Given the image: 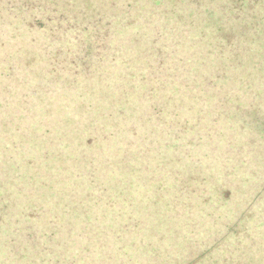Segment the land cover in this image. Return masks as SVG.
<instances>
[{
	"label": "rangeland",
	"instance_id": "374dc122",
	"mask_svg": "<svg viewBox=\"0 0 264 264\" xmlns=\"http://www.w3.org/2000/svg\"><path fill=\"white\" fill-rule=\"evenodd\" d=\"M188 5L0 0V198L17 206L6 219L0 204V260L24 225L42 248L80 219L76 232L104 231L84 206L98 198L115 220L108 239L136 252L95 264H264V17L236 21L256 29L218 47L219 16L196 13L191 27ZM77 172L83 192L66 195L85 213L64 229L65 216L46 219L63 201L32 190L53 178L67 188ZM136 192L140 207L125 208ZM136 218V228L121 221ZM70 242L90 264L94 246ZM46 253L32 259L54 264Z\"/></svg>",
	"mask_w": 264,
	"mask_h": 264
},
{
	"label": "trees",
	"instance_id": "16d2710c",
	"mask_svg": "<svg viewBox=\"0 0 264 264\" xmlns=\"http://www.w3.org/2000/svg\"><path fill=\"white\" fill-rule=\"evenodd\" d=\"M189 2L188 5V15L191 18V20L187 21V24L191 27H193L194 22H195V18L197 16L196 13H202L205 15V21L206 19L208 23H212L210 22L211 20H213V16H215L216 14L219 16L215 19V21H213V25L217 26L216 30L212 29L214 36H215V42L216 45L219 47V43H221L222 45H225L227 43H232L234 38L236 37V33L237 31L241 30L242 35L249 33L250 31H252L253 29H256L255 24L250 25V24H244V25H237L235 26L236 21L238 20H245V16L248 17H255L256 15L259 14L261 16L264 17V0H187ZM184 2V0H175V4L177 5H182ZM204 8V9H203ZM201 9H203V11H201ZM183 16V15H182ZM241 20V22H242ZM262 23H264V21H262ZM263 30H261L262 32ZM218 41V42H217ZM203 40H199L196 42V44H200L202 43ZM225 43V44H224ZM233 44V43H232ZM163 48H159L158 50V54H160L159 52L162 50ZM180 66L177 65L176 68H179ZM180 69H183V73L185 72V66L183 63V66L180 67ZM191 71L195 70V68L193 67L192 69H190ZM182 76V75H179ZM185 81H188L185 79V77L183 78ZM186 84L185 83L183 86L181 84H179L181 86V88L186 89ZM190 84V83H189ZM90 139H88L89 141ZM88 141L86 140V145L90 146L91 144H88ZM128 139H125V142H127ZM125 145H129V143H125ZM101 172H105L104 169H101ZM82 173L77 172L74 174V176H77L76 178H70L71 179V184L69 186H67V188H62L59 189L58 186H53V180L50 179H46V182L44 184H38L35 186V189L32 190H40V189H45L48 188L49 190H51L52 194H56L57 198L59 200H62L63 204H65L63 206V208H59V212L55 211L51 216H48L46 219L47 220H52L53 218H55V221H60L62 216H65V221L61 220V226L62 228H66L68 229L70 227V217H84L83 213H85L84 210H80L78 211L77 209L79 207H77L76 204H79L78 202H72V195H66L68 193L74 194L75 192H77V190H81V192H83V187L82 184H80V177ZM103 179H100L99 177H92L90 178V185L87 186V189H89L91 187L92 190H95V184L97 183V180H102L103 182H108V179H106V175H104L102 177ZM111 180H113V178H111ZM35 183H37L36 181H34ZM62 182H66L65 180H62ZM58 185L61 184V180L56 182ZM31 193V192H30ZM29 193V194H30ZM64 194L65 196H63L62 194ZM101 197L105 196L104 194H100ZM67 196V197H66ZM125 196V195H124ZM126 197H130V199L126 200L125 203V208L126 206L129 204L130 208H134L137 209L138 207H140L141 203H142V199L140 198L141 195H138V193H135V196H126ZM81 201L84 200V197L80 198ZM0 204L1 207L4 208V210L6 211V213L9 212V214L6 216V219H10L11 215L13 217V214L15 213V210L17 209V206H13L12 201H10L8 198H0ZM12 204V205H11ZM55 202L53 203H47V206L52 208L55 206ZM108 202L104 201V199L99 200L98 198H93L92 201L87 200V202H85L84 206L86 207L85 209H87L89 211V214L94 212V218L95 221L93 223H95V228L96 229H103L104 231H99L96 235L94 236H89V233H85L84 232V228H81L79 230V232H76V229L79 228L80 224L83 223V220L80 219L78 220V222H71L72 223V228L69 232H66V238L64 239H55L54 237L52 238L53 241H55V243L53 245L57 246L58 249V259H57V254L54 253L53 251V245L45 248V247H41L40 242H38V237L41 235V232L34 230L33 227L24 225V227L22 226L21 229H19L17 231V233H15V237L16 240L11 239V240H5V256L4 259L0 260V264H42L44 261L40 260L39 263L36 262L35 257H41V256H48L46 251H48L50 254H52V258H53V263L54 264H79V262L84 263V260H82V257L80 255H78L76 252L74 253H69L68 249H67V244H64V240L65 239H71V244L72 245H81L83 243H90L91 245L94 246V249L97 250L95 253L94 251H91L88 246V254L89 256H93L92 259L90 260V264H95V261L97 259L98 256L103 255V256H107V257H118L119 255L122 254H128L127 258L128 261H126V263H130V259L132 257V255L136 252L135 247L132 249V251L127 249V241H125V244L123 245H119L118 243L115 244L114 240L112 239H108L109 235H107V230L112 228V224L113 222H115V220L112 219V215L107 216L105 211H104V207H108L109 205H107ZM57 206L61 207L60 204H58ZM94 207H96V209L94 210ZM82 209V208H79ZM51 211V210H50ZM87 219V218H86ZM88 219L91 221L92 218H90V215L88 217ZM52 220V221H54ZM124 225H127V228H136L138 226V221L139 219L136 218L135 221V225H132V223H134L131 220H121ZM107 222V223H106ZM67 225V226H66ZM77 225V226H76ZM88 226L86 225V228ZM118 232H121V229L117 230ZM72 235V236H71ZM76 236V238H74V236ZM61 238V236H60ZM114 239H117L119 241H122V239L119 236H113ZM4 242L2 243V247L4 246ZM125 248V249H124ZM114 250L113 252L111 250ZM80 253L84 252L85 249H80L79 248ZM59 254H61V256L59 257ZM72 254V255H69ZM31 256V258H30ZM161 260L167 261L166 260V256L164 254L161 255ZM164 256V257H162ZM71 257V259H70ZM130 257V259H129ZM158 262V261H156ZM212 262H210L209 264H211Z\"/></svg>",
	"mask_w": 264,
	"mask_h": 264
}]
</instances>
